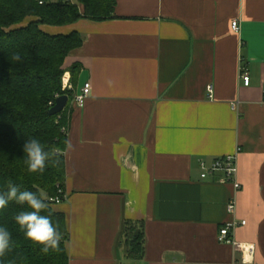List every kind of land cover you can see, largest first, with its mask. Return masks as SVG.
I'll list each match as a JSON object with an SVG mask.
<instances>
[{"label":"crops","instance_id":"0c3cea01","mask_svg":"<svg viewBox=\"0 0 264 264\" xmlns=\"http://www.w3.org/2000/svg\"><path fill=\"white\" fill-rule=\"evenodd\" d=\"M42 28L84 37L65 63L82 67L67 200L55 205L70 264H244L218 240L242 220L233 235L255 246L249 264H264V0H117L113 18ZM87 82L80 107L74 96ZM238 147L239 190L222 173L201 177L200 161ZM127 220L143 224L138 261L125 257Z\"/></svg>","mask_w":264,"mask_h":264},{"label":"trees","instance_id":"16d2710c","mask_svg":"<svg viewBox=\"0 0 264 264\" xmlns=\"http://www.w3.org/2000/svg\"><path fill=\"white\" fill-rule=\"evenodd\" d=\"M116 4L117 0H0V191L6 190L11 181L21 190L38 195L43 192L49 209L41 214L50 216L63 237L58 250L41 252L42 246L28 240L14 219L27 206L10 201L0 209V226L12 234L10 250L0 257V264H70L67 217L50 200L59 195L60 187L65 190L66 157L60 155L59 165L46 162L42 174L29 173L23 147L27 140L36 138L45 150L66 151L64 141L68 135L60 129H69L73 89L63 86V76L70 71L75 84L82 65L76 62L67 69L65 63L83 44L84 37L76 30L52 34L42 26L63 27L82 19H110ZM16 54L22 62L12 59ZM65 94L69 95L66 108L56 115L49 114L56 98ZM144 243L143 224L127 220L125 257L130 261L142 259Z\"/></svg>","mask_w":264,"mask_h":264},{"label":"clouds","instance_id":"9594fccd","mask_svg":"<svg viewBox=\"0 0 264 264\" xmlns=\"http://www.w3.org/2000/svg\"><path fill=\"white\" fill-rule=\"evenodd\" d=\"M16 62H22L21 56L16 54L12 57ZM61 132L68 135L66 128H61ZM68 151L73 149L70 140L64 141ZM24 153L27 154V170L29 173H43L46 168V162L53 165H59L60 155H66L67 152L61 153L57 148L45 150L41 142L32 138L27 140L23 147ZM10 201L18 205H26L27 208L20 211L15 216V222L20 229L24 231L25 237L36 245H40L41 252L48 254L50 250H58L62 240V233L58 227L53 225L50 216L41 213L49 209L47 197L43 192L39 195L36 192L21 190L11 181L7 183V188L0 191V209H4ZM12 234L5 226H0V257H3L10 250Z\"/></svg>","mask_w":264,"mask_h":264},{"label":"built area","instance_id":"2783aa9c","mask_svg":"<svg viewBox=\"0 0 264 264\" xmlns=\"http://www.w3.org/2000/svg\"><path fill=\"white\" fill-rule=\"evenodd\" d=\"M232 27L235 31H239L240 29L239 20H234L232 22ZM240 77L244 81L245 85L250 84L251 76L249 74L248 69L245 66H242ZM63 86L69 89L74 88L71 82V76L68 72H66L63 76ZM208 93H209V97L213 96L212 84L208 86ZM90 94H91V84L87 82L82 87L81 91L75 94L74 96L75 104L80 107H83ZM233 107L235 108V105H233ZM240 152H241V148L238 147L236 153L217 157L211 163H207L204 160L200 161L201 177L207 178L215 173H222L223 177L220 179V181L233 183L235 188L239 190L241 188V183L238 181L237 175L239 170L238 156ZM50 200L52 202H55L56 204L63 203L67 200V194L65 190L62 187H60L59 195L56 197H51ZM228 207L230 211L235 210L236 208L235 199H230ZM245 224H246V220H242L241 222L233 221L226 223L222 228H220L218 234V240L223 243L231 244L234 247V249L241 254V262L244 264H249V263H253L255 246L251 243L237 241L233 235V230L237 226L245 225Z\"/></svg>","mask_w":264,"mask_h":264},{"label":"water","instance_id":"95a60500","mask_svg":"<svg viewBox=\"0 0 264 264\" xmlns=\"http://www.w3.org/2000/svg\"><path fill=\"white\" fill-rule=\"evenodd\" d=\"M68 102H69V95L65 94L57 97L54 106H52L48 111L49 114L56 115L62 112L66 108Z\"/></svg>","mask_w":264,"mask_h":264},{"label":"rangeland","instance_id":"374dc122","mask_svg":"<svg viewBox=\"0 0 264 264\" xmlns=\"http://www.w3.org/2000/svg\"><path fill=\"white\" fill-rule=\"evenodd\" d=\"M66 72H68V71H66ZM66 72H65V73H66Z\"/></svg>","mask_w":264,"mask_h":264}]
</instances>
